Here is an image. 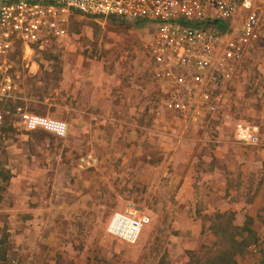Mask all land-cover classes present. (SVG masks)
<instances>
[{
	"label": "rangeland",
	"instance_id": "1",
	"mask_svg": "<svg viewBox=\"0 0 264 264\" xmlns=\"http://www.w3.org/2000/svg\"><path fill=\"white\" fill-rule=\"evenodd\" d=\"M153 31L151 26L122 19L105 22L76 14L70 20L67 36L57 44L34 52L31 59H26L20 50L12 54V67L7 72L11 89L3 92L4 85L0 84V264H53L50 255L36 252L33 244L39 234L34 233V229L26 228L22 232V248H12V232L3 221L5 213L2 211L7 191L21 190L25 208L34 210L52 199L58 182L62 186L73 176L97 171L102 166L97 150L73 149V134L70 138L69 131L65 137H59L44 129L26 130L19 109L74 125L78 117L73 116L71 109L85 108L91 68L106 63L126 67L134 63L135 101L142 102L146 114L158 116L153 110L162 104L164 93L153 82L146 49ZM249 96L253 97L254 113L242 119L240 109ZM263 112L264 42L255 47L235 82L228 87L227 106L221 119L207 124L228 123V132L239 143L234 137V125L244 121L258 124L264 130L260 120ZM214 130L211 137L217 142L218 134ZM171 132L176 133V130ZM94 145L101 146L99 142ZM89 154L98 159L97 164L81 169L80 159ZM122 155L131 156L125 151ZM131 172L128 170L125 174L124 197L110 196L113 191L103 189L107 195L95 198L99 211L97 220L91 228L86 220V225L81 222L73 229V237L67 240L70 251L64 252L68 256L54 257V264H264V215L261 214L264 199L251 207L253 213L206 214L203 239L191 247L190 242L197 239L191 230L171 227L170 214H162L156 225L151 220L135 244L109 234L107 228L116 212L108 210L116 203H121L123 208L117 212L130 209L138 215L150 214L146 205L149 198L132 196L140 184L135 185L134 181L133 190ZM261 179L260 172L252 174L245 182L244 192L253 193ZM241 199L248 208L254 205L256 197L235 198L237 202Z\"/></svg>",
	"mask_w": 264,
	"mask_h": 264
},
{
	"label": "crops",
	"instance_id": "2",
	"mask_svg": "<svg viewBox=\"0 0 264 264\" xmlns=\"http://www.w3.org/2000/svg\"><path fill=\"white\" fill-rule=\"evenodd\" d=\"M105 65L91 68L85 108L71 109L78 119L74 125L68 123L69 137L73 134V149L97 150L102 166L97 171L75 175L62 186L58 182L52 199L34 210L25 208L21 190L7 191L2 211L5 213L3 221L12 232V248L24 245L22 232L31 228L39 234L33 244L37 253L50 255L53 264L54 257L68 256L64 252L70 251L67 240L73 237V229L81 222L86 225V220L91 228L97 220L99 211L95 198L107 195L102 190L110 189L113 191L110 196L124 197L128 170L132 171L133 190L134 181L135 185L140 184L132 196L149 198L144 204L152 223L156 225L162 214H170L171 227L191 230L197 239L190 242V247L203 239L206 214L253 213L252 209L264 199V149L234 141L228 132V123L190 126L177 114H146L142 102L135 101V64ZM252 98L249 96L240 109L242 119L254 113ZM260 117L264 123V112ZM214 128L217 142L211 137ZM124 151L131 156L122 155ZM259 172L262 179L255 191L244 192L245 182ZM238 196L256 197L254 205L245 208V201L235 200ZM122 209V204L116 203L108 212ZM261 214L264 215V205Z\"/></svg>",
	"mask_w": 264,
	"mask_h": 264
},
{
	"label": "built area",
	"instance_id": "3",
	"mask_svg": "<svg viewBox=\"0 0 264 264\" xmlns=\"http://www.w3.org/2000/svg\"><path fill=\"white\" fill-rule=\"evenodd\" d=\"M95 20H126L151 26L146 46L153 82L164 93L153 113L177 114L192 125L216 121L227 106L228 87L251 52L264 42V0H0V84L11 89L7 75L16 50L33 53L57 44L68 34L74 15ZM219 25L225 27L221 30ZM26 130L44 129L65 137L63 120L19 109ZM235 139L264 149V130L255 123L234 125ZM92 154L80 159L81 169L95 166ZM151 223L135 211L114 213L109 234L135 244Z\"/></svg>",
	"mask_w": 264,
	"mask_h": 264
},
{
	"label": "trees",
	"instance_id": "4",
	"mask_svg": "<svg viewBox=\"0 0 264 264\" xmlns=\"http://www.w3.org/2000/svg\"><path fill=\"white\" fill-rule=\"evenodd\" d=\"M136 25H138V24H136ZM219 28L221 29V30H225V27L224 26H222V25H219Z\"/></svg>",
	"mask_w": 264,
	"mask_h": 264
}]
</instances>
